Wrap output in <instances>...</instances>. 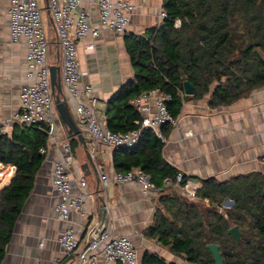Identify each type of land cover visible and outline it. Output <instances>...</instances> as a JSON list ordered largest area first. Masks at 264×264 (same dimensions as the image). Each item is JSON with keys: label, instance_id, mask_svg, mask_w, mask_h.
Returning <instances> with one entry per match:
<instances>
[{"label": "trees", "instance_id": "obj_1", "mask_svg": "<svg viewBox=\"0 0 264 264\" xmlns=\"http://www.w3.org/2000/svg\"><path fill=\"white\" fill-rule=\"evenodd\" d=\"M162 9L167 14L164 28L126 37L135 76L107 103L106 126L112 132L136 128L141 114L131 101L152 89L173 96L168 108L178 117L189 100L209 97V107L217 109L264 88V0H163ZM177 20L180 28L175 27ZM184 78L193 84V96L184 95ZM166 128L165 137L170 131ZM48 130L46 124H15L12 133H4L0 126V165L15 168L10 183L0 190V264L46 161L40 149L48 147ZM71 145L74 151L77 138ZM164 147L154 130L145 129L137 145L113 153L117 172L140 168L164 193L146 236L187 264H216L210 244L220 246L224 264H264V176L200 180L202 188L192 201L175 188L180 171L164 158ZM167 180L171 184L165 186ZM226 199L234 206L224 214L219 209ZM233 227L243 233L240 244L229 235ZM142 264L176 263L146 252Z\"/></svg>", "mask_w": 264, "mask_h": 264}, {"label": "crops", "instance_id": "obj_2", "mask_svg": "<svg viewBox=\"0 0 264 264\" xmlns=\"http://www.w3.org/2000/svg\"><path fill=\"white\" fill-rule=\"evenodd\" d=\"M126 1L137 7L127 32L118 35L102 30L95 50L88 51L82 46L79 52L81 70L87 73L84 81L94 86L95 94L101 99L97 109L104 124L106 102L135 76L127 53L126 37L131 34L147 36L149 30L163 24L160 21L163 0ZM41 2L47 11V0ZM9 8L10 0H0V126L6 123L7 133H12L15 126L13 118L19 111L20 95L26 84V47L11 43ZM90 9L94 22H97V11ZM50 51L53 56L52 48ZM61 54L58 47L55 56L57 65ZM52 56H49V62ZM51 64L56 65L54 62ZM208 102L209 97H206L183 104L177 127H168L169 140L163 149L164 158L196 182L208 178L228 182L252 174L264 176V88L229 107L212 109ZM55 115L58 127L68 133L57 110ZM72 115L75 118L74 109ZM87 143L94 168L91 164L89 168H83L88 159L78 141L73 152L75 162L69 172L76 183L81 178L87 183L89 217L73 212L67 221L59 218V197L53 186L52 170L61 153L59 146L49 141L46 161L18 217L2 264H62L73 254L68 255L63 250L59 238L66 230H73L80 242L79 250H83L98 229L101 220L99 213L104 202L108 209L106 230L114 236H126L132 240L140 257L139 264H142L146 252L158 254L168 262L186 263L169 252L157 239L146 236L161 207L160 198L164 193L157 189L144 194L137 183L121 185L111 182L104 190L100 174L112 177L119 173L113 164L114 150L103 145L94 148L92 142ZM2 168L7 171L10 169L3 166L0 171H3ZM11 179L8 178V184ZM4 187L0 184V190ZM74 191L78 193L77 186Z\"/></svg>", "mask_w": 264, "mask_h": 264}, {"label": "built area", "instance_id": "obj_3", "mask_svg": "<svg viewBox=\"0 0 264 264\" xmlns=\"http://www.w3.org/2000/svg\"><path fill=\"white\" fill-rule=\"evenodd\" d=\"M98 13L94 22L91 9ZM137 7L126 0H47V11L56 31L57 45L62 54L58 59L60 80L64 97L69 108L75 111V122L94 148L103 145L111 149L132 148L138 144L143 130L152 129L157 137L167 143L163 134L165 127H177L178 117L170 112L168 105L173 96L159 89H152L136 96L131 104L138 108L141 119L135 122L136 128L128 132H112L101 121L97 105L101 99L95 94L94 86L85 82L87 73L81 70L79 52L82 46L88 51L96 48L102 30L123 35L127 32ZM42 10L38 0H10V39L13 44L26 47V84L20 95V107L13 122L21 126L35 127L46 124L49 127L50 141L60 148L61 157L52 170L53 186L59 197L58 215L61 220H69L73 212L89 217L86 200L87 183L81 178L76 183L69 172L74 163L72 139L76 138L58 127L56 122L55 95L51 83L49 62L51 46L42 23ZM167 14L162 11L160 21ZM181 24L180 20H177ZM176 26V25H175ZM82 83V84H81ZM108 103V102H106ZM102 115H104L102 113ZM7 125H1V131L7 133ZM191 135V132H188ZM40 153L47 156V149ZM264 160V157H263ZM0 165V169H1ZM0 171V178H13L15 168ZM185 174L179 172L175 186L190 200L196 201L200 190L198 182L184 180ZM104 190L111 182L117 184L137 183L144 194L157 190L151 178L142 169L116 173L112 177L100 174ZM185 181V182H184ZM166 181V185H170ZM75 186L78 193H75ZM59 244L68 254L80 253V242L73 230H66L59 238ZM140 257L132 240L126 236H114L109 230L102 232L98 238L72 264H139Z\"/></svg>", "mask_w": 264, "mask_h": 264}, {"label": "water", "instance_id": "obj_4", "mask_svg": "<svg viewBox=\"0 0 264 264\" xmlns=\"http://www.w3.org/2000/svg\"><path fill=\"white\" fill-rule=\"evenodd\" d=\"M162 28L165 27L164 24L161 25ZM50 72H51V83H52V88H53V93L55 95V107L56 110L59 114V117L62 121V123L66 126V128L72 132V134L78 139L80 144L83 146L88 163L83 165V168H89V164H91L94 168V160L91 155V152L89 151L88 148V140L82 133L81 129L78 127L76 124L73 115L71 114L69 104L67 100L64 97V92H63V87L61 84L60 80V66L58 65H53L50 67ZM184 94L186 96H193L195 93V88L193 84H191L186 78H184V86H183ZM104 202V201H102ZM225 205L227 206H233L234 202L231 201L230 199H227L225 201ZM100 216V224L98 226V229L95 231L94 235L92 238L89 240V242L86 244V246L83 248V250L80 253L73 254L65 262L62 264H66L71 260H74V258L81 253H83L94 241L98 236L106 230V225L108 222V209L107 205L104 202L102 209L100 210L99 213ZM229 235L233 238V240L237 243L240 244L241 238L243 236V233L240 231L239 227H233L229 230ZM208 249L213 255V258L215 260L216 264H224V258L222 256V253L220 251V246L216 244H210L208 246Z\"/></svg>", "mask_w": 264, "mask_h": 264}, {"label": "rangeland", "instance_id": "obj_5", "mask_svg": "<svg viewBox=\"0 0 264 264\" xmlns=\"http://www.w3.org/2000/svg\"><path fill=\"white\" fill-rule=\"evenodd\" d=\"M39 2H40V8H41V10H43L42 11V15H41V17H42V23H43V26H44V29H45V32H46V35H47V39H48V42H49V44H50V46H51V48H52V52H53V56H52V53H51V51H50V56H52V58H51V63H55L56 65H57V62L55 61V56L57 57V52H58V46H57V38H56V31H55V28H54V25H53V23H52V21H51V19H50V17H49V15H48V13H47V11L45 10V8L43 7L44 5H43V2H41V0H39ZM180 26H181V24H178V23H176V26L175 27H177V28H180ZM71 112H72V114H73V108L71 107ZM74 152V151H73ZM77 157H78V155H77ZM75 162V161H74ZM3 169V168H2ZM3 171H5V169H3ZM198 183H199V185H200V188H202V183L201 182H199L198 181ZM0 184H1V187H4L5 185H7L8 184V178L7 177H5V178H0ZM231 200V199H230ZM226 201V200H225ZM225 201L223 202V204L221 205V207H220V211H221V213H224L225 214V212L227 211V210H230L232 207L231 206H227V205H225ZM231 201H233V200H231ZM234 202V201H233ZM210 202L209 201H206L205 202V204H209ZM182 259V258H181ZM184 261V260H183ZM184 264H186V263H184Z\"/></svg>", "mask_w": 264, "mask_h": 264}]
</instances>
